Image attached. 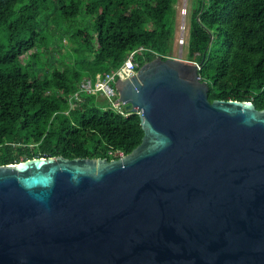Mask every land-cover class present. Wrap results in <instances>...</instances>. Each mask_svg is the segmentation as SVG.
<instances>
[{"label":"water","instance_id":"1","mask_svg":"<svg viewBox=\"0 0 264 264\" xmlns=\"http://www.w3.org/2000/svg\"><path fill=\"white\" fill-rule=\"evenodd\" d=\"M198 69L115 81L143 130L126 154L0 164V264H264V108L209 100Z\"/></svg>","mask_w":264,"mask_h":264},{"label":"trees","instance_id":"2","mask_svg":"<svg viewBox=\"0 0 264 264\" xmlns=\"http://www.w3.org/2000/svg\"><path fill=\"white\" fill-rule=\"evenodd\" d=\"M176 2L0 0V164L56 155L112 159L137 146L138 113L99 109L85 91L73 95L82 77L119 67L132 50L136 68L172 57ZM189 4L183 46L209 100L264 108V0ZM80 15L89 27L76 21Z\"/></svg>","mask_w":264,"mask_h":264},{"label":"built area","instance_id":"3","mask_svg":"<svg viewBox=\"0 0 264 264\" xmlns=\"http://www.w3.org/2000/svg\"><path fill=\"white\" fill-rule=\"evenodd\" d=\"M138 49L142 50L143 47H139L137 50ZM135 51L136 49L130 51L126 59L119 67L106 73H95L93 75V81L87 76L82 77L80 81V89L74 93L73 97L78 98L79 92L84 91L88 94H98L108 102V108H112L116 112L126 116L130 111L128 110L129 112H126L127 109H125L122 102L118 100V91L114 84L117 79L129 78L131 75L136 73L137 68L135 67L134 63ZM116 154L118 156L123 155L121 151L117 152Z\"/></svg>","mask_w":264,"mask_h":264},{"label":"rangeland","instance_id":"4","mask_svg":"<svg viewBox=\"0 0 264 264\" xmlns=\"http://www.w3.org/2000/svg\"><path fill=\"white\" fill-rule=\"evenodd\" d=\"M189 1L190 0H177V2L174 4V7L177 11V14L181 15V17H182L183 12H185V13H186V11L190 12L191 4H189ZM187 4H189L188 8H187ZM186 18L188 19V16L184 18V22L181 20V18L178 20L177 31L174 35V40H172V46H173L172 57L181 58L182 60L189 61L186 59V49L183 46V44L185 43V39H184V43H183V37L187 36V34H188V29H186L187 32H185V19ZM76 21L83 22L82 26H84V27L90 26V20L84 15H80L76 19ZM181 31H182V35H181L182 37L180 36ZM63 43L68 49H70L71 46L74 45L73 43H71L67 40H63ZM62 51H64V50H62ZM86 76L88 78H91L92 81L94 80V78H93L94 76L88 75V74H86ZM93 102H94L95 106L98 107L99 109H104V108H107V106H109L108 102L98 94L94 96Z\"/></svg>","mask_w":264,"mask_h":264}]
</instances>
